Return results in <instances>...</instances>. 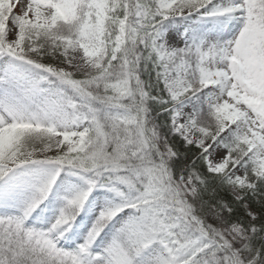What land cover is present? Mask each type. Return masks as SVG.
I'll list each match as a JSON object with an SVG mask.
<instances>
[{
    "label": "snow or ice",
    "instance_id": "6c2138e0",
    "mask_svg": "<svg viewBox=\"0 0 264 264\" xmlns=\"http://www.w3.org/2000/svg\"><path fill=\"white\" fill-rule=\"evenodd\" d=\"M0 264H264V0H0Z\"/></svg>",
    "mask_w": 264,
    "mask_h": 264
}]
</instances>
